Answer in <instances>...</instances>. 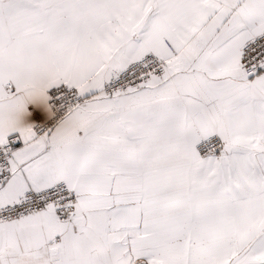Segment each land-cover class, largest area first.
Returning a JSON list of instances; mask_svg holds the SVG:
<instances>
[{
	"label": "snow or ice",
	"instance_id": "obj_1",
	"mask_svg": "<svg viewBox=\"0 0 264 264\" xmlns=\"http://www.w3.org/2000/svg\"><path fill=\"white\" fill-rule=\"evenodd\" d=\"M0 264H264V0H0Z\"/></svg>",
	"mask_w": 264,
	"mask_h": 264
}]
</instances>
